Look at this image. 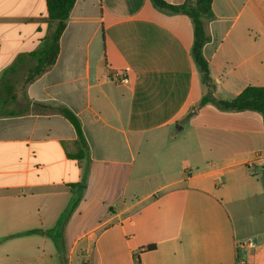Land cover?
<instances>
[{
    "label": "crops",
    "instance_id": "crops-1",
    "mask_svg": "<svg viewBox=\"0 0 264 264\" xmlns=\"http://www.w3.org/2000/svg\"><path fill=\"white\" fill-rule=\"evenodd\" d=\"M212 11L213 98L264 87V0ZM53 28L46 0H0V264H264L263 117L212 104L196 114L227 121L190 117L210 93L192 20L151 0H77L55 63L15 84ZM60 108L82 125V159Z\"/></svg>",
    "mask_w": 264,
    "mask_h": 264
},
{
    "label": "trees",
    "instance_id": "trees-1",
    "mask_svg": "<svg viewBox=\"0 0 264 264\" xmlns=\"http://www.w3.org/2000/svg\"><path fill=\"white\" fill-rule=\"evenodd\" d=\"M77 0H46L47 12L49 22L53 25V30L50 31L46 38L44 46L26 54L25 57L31 58L36 62V66L31 71L28 80L45 72L51 65H53L58 57L60 50V39L64 33L70 13L74 8ZM153 6L162 11H169L176 14L187 15L193 23L194 29V44L192 48V57L196 64L201 79L210 90V93L204 96L200 105L212 104L222 111L244 112L252 111L260 114L264 122V87H247L239 96L230 101H220L213 98L211 91L214 88L213 81L209 75L208 62L203 55L204 45L209 41V37L205 32V21L213 19L212 2L213 0H186L185 3L174 6L170 5L164 0H151ZM19 56L16 63L21 59ZM11 72V68L4 72L2 79L5 75ZM59 111L72 123L78 135L79 152L77 158L82 159L87 149V141L84 136L82 125L79 119L69 110L60 108ZM84 188V186H81ZM76 200L73 205L68 209L62 219L67 221L73 211L78 206L80 200ZM44 234L41 231H31L26 234ZM48 233V232H46Z\"/></svg>",
    "mask_w": 264,
    "mask_h": 264
},
{
    "label": "rangeland",
    "instance_id": "rangeland-1",
    "mask_svg": "<svg viewBox=\"0 0 264 264\" xmlns=\"http://www.w3.org/2000/svg\"><path fill=\"white\" fill-rule=\"evenodd\" d=\"M25 72H20L19 74L13 76L12 80L13 82H15V84L17 83L19 86H21L22 82H24V80L29 78L30 74L28 76H24ZM25 78V79H24ZM11 83V82H10ZM204 106V105H203ZM202 105L201 106H197V107H192L191 109V114H190V117H192V119L195 121V122H204V123H209V124H216V123H223L227 120H221V119H218L214 114H205V115H202V114H196L197 110L200 109L201 107H203ZM216 107V106H215ZM217 108V107H216ZM140 159L138 158V161L135 165V172H139V169H140ZM135 175H137L135 173ZM51 234H58L59 235V231H55L53 230L52 232L50 231ZM55 249V247H53ZM16 264H19V259H18V262Z\"/></svg>",
    "mask_w": 264,
    "mask_h": 264
},
{
    "label": "built area",
    "instance_id": "built-area-1",
    "mask_svg": "<svg viewBox=\"0 0 264 264\" xmlns=\"http://www.w3.org/2000/svg\"><path fill=\"white\" fill-rule=\"evenodd\" d=\"M128 81H129L128 78H123L122 79L123 83H128ZM240 247L242 249H249L251 251H256V249H257L256 243L254 241H252V240H247V241L241 243ZM241 264H243V262H241Z\"/></svg>",
    "mask_w": 264,
    "mask_h": 264
}]
</instances>
